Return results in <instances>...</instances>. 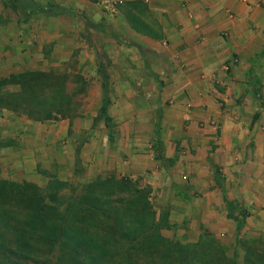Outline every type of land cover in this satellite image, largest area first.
Returning <instances> with one entry per match:
<instances>
[{
    "label": "crops",
    "instance_id": "1",
    "mask_svg": "<svg viewBox=\"0 0 264 264\" xmlns=\"http://www.w3.org/2000/svg\"><path fill=\"white\" fill-rule=\"evenodd\" d=\"M8 1L0 0V38L16 49L17 38L40 37L41 27L17 18L8 29ZM78 1L94 42L82 44L85 51L95 59L98 50L109 54L111 75L93 82L97 100H108V115L119 121L131 166L125 177L186 198L218 235L235 222L264 238V58L253 61L264 49V0H116L112 13L102 0ZM52 18L46 32L68 46L79 26ZM13 60L0 59L8 71L0 81L16 75ZM17 113L0 107V150L16 147ZM50 127L53 142L59 133Z\"/></svg>",
    "mask_w": 264,
    "mask_h": 264
},
{
    "label": "rangeland",
    "instance_id": "2",
    "mask_svg": "<svg viewBox=\"0 0 264 264\" xmlns=\"http://www.w3.org/2000/svg\"><path fill=\"white\" fill-rule=\"evenodd\" d=\"M61 2L63 6H66L65 10L62 9ZM8 4L10 8L12 7L10 20L7 22L8 29L12 27L17 18L19 21L31 19L30 24L40 25L41 36L35 33V36H30L28 40L22 36L17 38L19 45L16 49L12 42L0 38V48L6 50L3 55H0V59L3 57L14 59L15 64L11 63L13 66L9 73H47V80L34 88L33 94L43 96L46 101H54V106L49 105L48 109H51L57 117L37 121L28 118L26 111L19 110L17 114L21 117L22 125L19 128V134L14 139L17 142L16 147L0 150V156H5L4 162L0 160V180L34 183L45 190L42 192L44 194L47 193L45 187L51 181L67 180L66 187L62 188L59 193H65L68 196L66 198L71 200L86 192L89 184L97 179L111 176L115 179L127 178L125 176L131 166L125 164L127 153L120 146L119 129L117 130L119 121L117 122L114 117L108 115L106 111L108 100H97L99 92L97 88L95 89L93 82L100 75L105 77L111 75L109 54L107 50H98L95 59L89 48L85 51L87 47L82 44L93 45L94 42L93 38L89 37L92 33L86 34L87 21L84 15L76 11L80 8L79 1L16 0L14 3L13 0H9ZM69 5L73 8L68 9ZM53 14L61 17L59 23L79 26L78 29H74L77 34L75 32L76 35L72 34L73 39L66 47L61 45L60 35L55 33V36H50L46 32V28L53 26L52 24L56 22L52 18ZM60 28L61 25H59V30ZM86 36L87 40H83ZM9 39L12 41L13 38L9 37ZM8 44H11L10 47ZM18 53L22 56L21 58L16 56ZM14 65H16L15 69H13ZM7 72L0 65V77ZM53 77L59 81L63 80L64 88L55 90L53 84H49ZM5 89L22 91L23 86L18 82L10 83L5 86ZM100 103L105 107L104 112L102 107H99ZM45 108L40 110L43 111ZM63 111L67 117L58 118ZM50 125H53L54 130L59 133V137L53 142L49 141L51 136L49 137L47 135L49 133H46L51 128ZM36 126L43 127V134L35 133ZM61 130H64L63 133ZM39 139L42 140L40 148ZM14 155L16 157H13ZM8 157L10 160L15 158L13 161H16V164L12 162L9 164ZM139 179L136 178L133 184H140ZM124 183L127 184L125 181ZM97 187L102 191L108 190L105 185L101 187L98 184ZM174 196L175 193L167 189L165 192H149L148 196L156 220L165 223L159 233L169 240L195 242L200 234L207 232L223 241L229 247L228 254L235 252L236 259L241 261L244 255V249L241 246L243 239L261 237L259 233L246 232L238 225L235 228V222H232L223 234L218 235L217 231L208 227L207 216L201 218L199 209L181 202L180 199L188 201L186 198L176 195L178 201H175ZM115 204L120 205V202ZM240 221L239 218L238 223ZM0 264L5 263L0 259Z\"/></svg>",
    "mask_w": 264,
    "mask_h": 264
},
{
    "label": "trees",
    "instance_id": "3",
    "mask_svg": "<svg viewBox=\"0 0 264 264\" xmlns=\"http://www.w3.org/2000/svg\"><path fill=\"white\" fill-rule=\"evenodd\" d=\"M132 19L139 25L138 19L134 16ZM258 58H264V49L253 61ZM47 78L46 72H24L3 78L0 107L24 110L28 118L37 121L56 119V114L48 109L49 105L54 106V101L33 94V89ZM17 82L23 86L22 91L5 89L7 84ZM49 84L55 90L65 86L56 77ZM101 107L104 112L105 107ZM65 117L63 111L58 118ZM98 184L108 190H99ZM64 187L66 181L53 180L45 187L44 194L45 190L34 183L0 180L1 261L5 264H264L261 237L243 239L241 261L236 259L235 252L228 254L229 247L223 241L207 232L200 234L195 242L165 238L159 233L165 223L156 220L149 202L150 190L138 187L128 178L97 179L86 192L71 200L65 193H59Z\"/></svg>",
    "mask_w": 264,
    "mask_h": 264
},
{
    "label": "built area",
    "instance_id": "4",
    "mask_svg": "<svg viewBox=\"0 0 264 264\" xmlns=\"http://www.w3.org/2000/svg\"><path fill=\"white\" fill-rule=\"evenodd\" d=\"M104 4V8L107 12L112 13L115 11V7L117 6L116 0H102Z\"/></svg>",
    "mask_w": 264,
    "mask_h": 264
}]
</instances>
